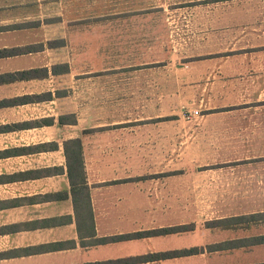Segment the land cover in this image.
<instances>
[{
    "label": "crops",
    "instance_id": "1",
    "mask_svg": "<svg viewBox=\"0 0 264 264\" xmlns=\"http://www.w3.org/2000/svg\"><path fill=\"white\" fill-rule=\"evenodd\" d=\"M251 1L242 12L223 4L241 0H185L172 12L212 36L186 55L184 103L200 116L182 130L199 202L178 204L101 158L123 134L83 125L79 101L66 110V30L51 24L79 13L65 4L113 0H0V264H264V0ZM241 19H252L248 43H219L226 28L243 36ZM76 140L86 188L74 189L65 145ZM160 230L172 231L141 235Z\"/></svg>",
    "mask_w": 264,
    "mask_h": 264
},
{
    "label": "rangeland",
    "instance_id": "2",
    "mask_svg": "<svg viewBox=\"0 0 264 264\" xmlns=\"http://www.w3.org/2000/svg\"><path fill=\"white\" fill-rule=\"evenodd\" d=\"M223 4L226 11L252 10L251 0H241L235 7ZM65 6L80 9L79 13L66 12L62 21L51 24L66 30L64 56L73 71L66 88L73 92L72 76L75 87V98L69 94L66 110L76 108L79 101L83 125L101 127L98 133L113 128L123 134L113 140L117 145L110 140L99 147L101 158L115 161L111 164L115 172L142 176L138 180L146 184L155 182L174 190L178 204L199 202V196L192 193L198 188L192 187L195 179L186 175L199 167L189 163L185 154L182 128L193 120L185 115L189 108L184 103V71L188 52L212 42V36L195 34L189 20L174 17L176 9L183 12L188 8L185 0H113ZM241 24L243 36H234L226 28L225 33L230 34L221 35L218 42L225 46L234 41L248 43L252 19H241ZM178 113L180 117L168 116ZM156 123H161V130L154 131ZM166 123L182 127L170 130ZM111 166L106 164L104 170ZM177 213L195 219L200 212Z\"/></svg>",
    "mask_w": 264,
    "mask_h": 264
},
{
    "label": "trees",
    "instance_id": "3",
    "mask_svg": "<svg viewBox=\"0 0 264 264\" xmlns=\"http://www.w3.org/2000/svg\"><path fill=\"white\" fill-rule=\"evenodd\" d=\"M83 148L81 141H70L65 145V154L67 159V168H68V177L71 183L72 188L80 187L86 188V172L85 165L83 159ZM183 227L176 228L173 230H182ZM167 231L172 230H160V231H152L146 232L141 235L150 236L153 234L165 233Z\"/></svg>",
    "mask_w": 264,
    "mask_h": 264
},
{
    "label": "built area",
    "instance_id": "4",
    "mask_svg": "<svg viewBox=\"0 0 264 264\" xmlns=\"http://www.w3.org/2000/svg\"><path fill=\"white\" fill-rule=\"evenodd\" d=\"M185 115H186L187 119L192 120L194 117L200 116V111H198V110H195L192 112L189 111Z\"/></svg>",
    "mask_w": 264,
    "mask_h": 264
}]
</instances>
